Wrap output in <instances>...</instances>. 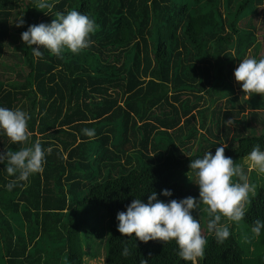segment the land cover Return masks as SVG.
<instances>
[{"label":"trees","instance_id":"obj_1","mask_svg":"<svg viewBox=\"0 0 264 264\" xmlns=\"http://www.w3.org/2000/svg\"><path fill=\"white\" fill-rule=\"evenodd\" d=\"M49 2L46 13L33 0H0V106L29 113L33 141L52 148L43 173L11 191L0 164V264H87V256L102 253L89 255L85 244L97 242L104 228L105 264H186L175 241L129 239L117 230L116 216L136 197L147 202L153 190L172 189V197L159 196L165 201L198 197L187 181L195 173L190 161L215 154L221 143L255 186L242 221L252 228L264 219V174L245 164L255 145L264 149V96L240 101L232 83L249 50L264 57V48L257 54L264 0ZM71 10L95 19L92 46L62 57L41 46L43 56L34 58L21 33ZM20 16L27 24L16 27ZM218 97H227L225 106L200 109ZM231 118L232 128L224 125ZM86 127L95 137L83 134ZM18 147L0 135V151ZM193 216L202 228L201 212ZM229 228L222 244L208 236L200 264H264V231L247 238L245 231L239 242Z\"/></svg>","mask_w":264,"mask_h":264},{"label":"clouds","instance_id":"obj_2","mask_svg":"<svg viewBox=\"0 0 264 264\" xmlns=\"http://www.w3.org/2000/svg\"><path fill=\"white\" fill-rule=\"evenodd\" d=\"M34 7L49 13L53 7L49 0H33ZM47 9L48 11H45ZM27 21L18 17L16 27ZM97 24L94 18L78 10L66 14H56L49 23L31 24L21 33V39L31 49L34 58L43 56L41 46L50 54L62 57L65 52L78 54L94 43ZM36 47H33V46ZM234 76L245 95L264 96V57H246L239 61ZM30 114L20 107L0 106V135H6L18 150L0 151V164L5 165L8 177L12 179L5 185L8 191L22 182H28L35 174H42L47 155L52 148H44L39 139L33 141L29 128ZM235 118L225 120L224 125L234 126ZM89 138L96 135L95 129L83 128ZM226 143L217 147L215 154L207 151L202 157L190 161V169L195 172L194 182L199 186V196L182 199H159V196L172 197L173 190L162 189L159 193L151 191L145 202L136 197L126 206V211L117 213V230L129 239H139L145 243L159 240L164 243L175 241L178 257L195 264L202 257L208 243L202 235L201 221L193 216V210L206 212L209 219L207 230L218 243H224L231 235L229 225L221 223L222 217L228 222L239 224L246 215L245 205L254 194L255 186L250 184L244 168L225 155ZM245 164L247 170L264 174V149L255 145L248 153ZM190 178V177H189ZM191 179V178H190ZM264 231V219H257L251 232L259 237ZM134 234V235H133ZM124 256L129 255L124 248Z\"/></svg>","mask_w":264,"mask_h":264},{"label":"rangeland","instance_id":"obj_3","mask_svg":"<svg viewBox=\"0 0 264 264\" xmlns=\"http://www.w3.org/2000/svg\"><path fill=\"white\" fill-rule=\"evenodd\" d=\"M258 22H259V26H261L263 28V26H264L263 25V16H260L259 17ZM13 25L15 26V21H14ZM263 48H264V41L262 40L261 41L260 48L257 49V51H258L257 54H261L263 52ZM254 51H255V48H252L251 50H249L247 52V54H246V57H253V55L255 54ZM232 83H233V85H234V87L236 89V92H235L236 94L234 96L238 100L241 101V99H243V98H249L248 95H243L242 94L243 91L240 88L239 83L237 81H235V76H234V78H232ZM226 99H227V97H218L217 100H215L213 102L211 101L212 103H210V104L209 103L208 104L207 103H204V101H202L201 106H200V109H202V108H204L206 106H210L211 108H215V109H217L220 105L225 106ZM243 104L246 107V111H248L249 110V108L247 107L248 105L245 102H243ZM197 110L198 109H196L195 112ZM260 113L264 117V110H261ZM196 115H197V123H198L197 126H199V128L204 131L205 129H202L201 126L199 125V123L201 124V115L198 113V111L196 112ZM232 127L233 126H231L230 128H232ZM255 128H256V134H261L262 133L263 127H261L258 124H256L255 125ZM222 130H223L222 132L226 131L225 128L222 129ZM228 131H229V129H228ZM221 136L223 137V133H219V137H221ZM260 175H259V177H261ZM189 177L191 179L190 178H187V181H189L190 183H193V185L195 186V188L199 189V186L194 182L195 173H192L191 175H189ZM248 181H249L250 184H252L251 183V179L249 177H248ZM260 185H264V178H263V182H260ZM255 193H256V190H255L254 194ZM208 219H209V217H208L207 213L201 211V220H202V228H201V230H202V235H204L207 238V240H208V236L211 234L207 230V221H208ZM223 223H227L228 225H232V224L234 225L235 229L237 230L236 232H237V236H238L239 242H240V240H243V237L245 235V231H247L246 238L251 233V228H249L248 225H247V223H244L243 221H241L239 224H235V223H232V222H228L227 219L225 218V220H224ZM238 228H242V229H244V231L238 230ZM103 233L104 234L101 235L100 239H98V238L96 239L97 242H93V245L92 246H90V247L87 246L86 247L87 244H85V249L88 250L91 253L89 255H92L93 253H99V252L102 253L101 257H97V258L96 257L89 258L90 256H87V258H86L87 264H105V262H104L105 248H104V246L102 244V240L107 239L109 234H107L108 233V230H106V228H104ZM252 247L254 248V246H252ZM201 259H202V257H197L196 260H195V263L196 264H200V260Z\"/></svg>","mask_w":264,"mask_h":264}]
</instances>
